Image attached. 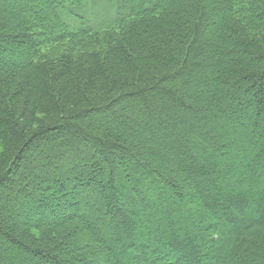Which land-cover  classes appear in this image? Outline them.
I'll list each match as a JSON object with an SVG mask.
<instances>
[{"label":"trees","instance_id":"trees-1","mask_svg":"<svg viewBox=\"0 0 264 264\" xmlns=\"http://www.w3.org/2000/svg\"><path fill=\"white\" fill-rule=\"evenodd\" d=\"M257 164L264 0H0V264H264ZM81 187L111 224L60 216Z\"/></svg>","mask_w":264,"mask_h":264},{"label":"rangeland","instance_id":"rangeland-1","mask_svg":"<svg viewBox=\"0 0 264 264\" xmlns=\"http://www.w3.org/2000/svg\"><path fill=\"white\" fill-rule=\"evenodd\" d=\"M108 2V1H107ZM106 3H102V5L98 6L97 8L94 9V11L90 12V16L92 17V24H95L94 26H97V25H101L103 19L101 20V16H103V14H105L106 12H108V4ZM104 10V11H103ZM97 14H102L101 16L98 15L96 17ZM90 17V18H91ZM110 18H113V17H110ZM92 161V162H95L94 159L92 158H85V161ZM71 162L70 161H67L65 162V167L68 165L71 166L70 164ZM123 166H125L123 168V170H129L128 167H126V165L128 163L126 162H122ZM247 161L244 163V170L246 171V168H247ZM105 168V171L102 172V177H107L108 178V170L106 167ZM255 170H256V175L259 177L261 176L263 181H264V166L262 164H257V166L255 167ZM42 171V170H41ZM129 172V171H128ZM125 173V172H124ZM133 176V172H129L128 175H125L126 177L128 176ZM235 177H236V173L235 174H232V173H224V178H226L225 180L228 179V181L230 182H233L235 180ZM203 181V180H202ZM203 183H206L205 181H203ZM199 185V184H198ZM204 185V184H203ZM202 184L200 182V185L199 187H201ZM195 188V187H194ZM203 188L206 190L205 186H203ZM195 190L197 191V188H195ZM209 190H212L210 188H208V190H206V194H209ZM79 193V197H77L76 200H71V202L74 203V205L72 206H68V205H61L59 207V214L60 216H69L73 213H78V215H80L84 220L88 219L89 221H91L92 223H103L104 221V226L105 225H109L112 223L113 219H112V216L110 214H106L104 213L103 211L101 212V202L99 201V196L97 195L96 193V190L95 189H86V188H83L81 187L80 188V191L78 192ZM140 193H143L142 191H140ZM199 196L200 194L197 193ZM211 194V193H210ZM165 197L166 196H169L168 195V191L165 193L164 195ZM151 199L153 202H157L159 205L158 207H153V206H150V205H144L142 207V210H141V216L143 217L144 219V229L143 231L141 232V237H142V242L144 243H147L148 239L151 237V234H152V231H153V228L156 226V225H159L161 222V219H162V211L160 210V203H159V199L157 198V195L156 193H153L151 195ZM168 199V198H167ZM185 210L188 212L190 211V213H195L196 215H198V217H201L202 215L205 216L207 219H205V224L207 223H211L213 225L212 222H220V219H222L221 215H213V214H210V213H206L205 212V209L203 208V204H204V201H203V198H201L200 196V200L197 202V200H193V201H185ZM183 202V203H184ZM202 205V206H201ZM87 214V215H86ZM184 213H182L181 211L179 212V216H182ZM57 217V216H56ZM175 219V218H174ZM183 219V218H182ZM203 224V225H205ZM184 226L186 225L185 221H181V224H178V228L180 229L181 226ZM202 225V227H203ZM194 227V226H193ZM190 229H188L187 227V231H189ZM186 231V232H187ZM180 232H183L182 230H180ZM107 236V240L109 242V239H110V234L109 232H107L106 234ZM112 236V235H111ZM113 237V236H112ZM111 240H114L113 238H111ZM150 241V240H149ZM151 243H154L151 241ZM149 246V245H148ZM106 253V252H105ZM122 257V256H121ZM120 257V258H121ZM124 258L122 257V260ZM125 264H126V259H124L123 261ZM145 264H148V262H144Z\"/></svg>","mask_w":264,"mask_h":264}]
</instances>
